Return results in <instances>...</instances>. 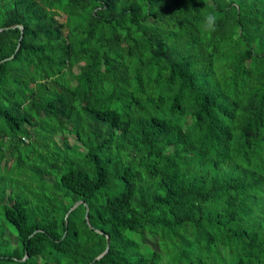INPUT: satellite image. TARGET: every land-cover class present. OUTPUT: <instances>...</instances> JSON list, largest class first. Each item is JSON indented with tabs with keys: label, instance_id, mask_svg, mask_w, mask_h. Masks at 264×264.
Wrapping results in <instances>:
<instances>
[{
	"label": "trees",
	"instance_id": "trees-1",
	"mask_svg": "<svg viewBox=\"0 0 264 264\" xmlns=\"http://www.w3.org/2000/svg\"><path fill=\"white\" fill-rule=\"evenodd\" d=\"M88 263L264 264V0H0V264Z\"/></svg>",
	"mask_w": 264,
	"mask_h": 264
},
{
	"label": "clouds",
	"instance_id": "clouds-1",
	"mask_svg": "<svg viewBox=\"0 0 264 264\" xmlns=\"http://www.w3.org/2000/svg\"><path fill=\"white\" fill-rule=\"evenodd\" d=\"M216 20L217 17L214 14L208 13L204 17V25L211 30H215Z\"/></svg>",
	"mask_w": 264,
	"mask_h": 264
},
{
	"label": "water",
	"instance_id": "water-1",
	"mask_svg": "<svg viewBox=\"0 0 264 264\" xmlns=\"http://www.w3.org/2000/svg\"><path fill=\"white\" fill-rule=\"evenodd\" d=\"M18 26L21 28V32H22V26H21V25H18ZM18 47H19V42H18L16 48H18ZM80 202H81V200H77V201L72 205L71 209L74 208V207H75L77 204H79ZM86 213H87V210H86ZM107 243H108V242H107ZM107 249H108V246L106 247V249H105L104 252H106ZM104 252L101 253V254H99L98 256H96L93 260H96L97 258H99L100 256H102V255L104 254ZM88 264H90V263H88Z\"/></svg>",
	"mask_w": 264,
	"mask_h": 264
},
{
	"label": "rangeland",
	"instance_id": "rangeland-1",
	"mask_svg": "<svg viewBox=\"0 0 264 264\" xmlns=\"http://www.w3.org/2000/svg\"><path fill=\"white\" fill-rule=\"evenodd\" d=\"M58 17H59V16H58ZM60 18H61V17H60ZM69 137H70V138H69L70 141H71V142H74V138H73L72 136H69ZM50 179H51V178H50ZM12 241H14V238H12ZM13 243H15V241H14ZM9 246H12V245H9Z\"/></svg>",
	"mask_w": 264,
	"mask_h": 264
}]
</instances>
